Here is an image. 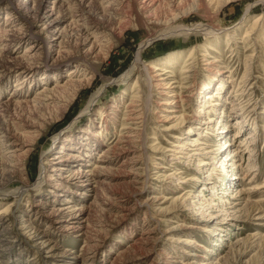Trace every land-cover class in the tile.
Listing matches in <instances>:
<instances>
[{
  "label": "rangeland",
  "instance_id": "rangeland-1",
  "mask_svg": "<svg viewBox=\"0 0 264 264\" xmlns=\"http://www.w3.org/2000/svg\"><path fill=\"white\" fill-rule=\"evenodd\" d=\"M24 1L0 0V31L16 26L6 18ZM29 1L23 14L34 29L3 35L10 44L0 52V101H18L17 92L31 99L44 87L52 99L13 103L0 115V156L9 154L7 130L26 145L16 148L0 189L30 186L0 195V209L14 202L0 228V264H264V18L245 37L264 16V0H218L210 12L177 0L178 25L219 27L177 35V25H167L169 0ZM41 3L55 4L66 42L61 65L58 45L47 58L33 43L44 28ZM86 27L97 31L95 45L83 44ZM32 43L39 54L30 58ZM150 63L170 70L158 76L161 87L148 84ZM76 67L83 81L66 83ZM213 90L220 94L212 102ZM109 144L115 152L97 191L66 183L75 168L101 163ZM61 153L70 154L68 164L53 171ZM70 202L85 209L80 220L89 214L87 232L54 222V209Z\"/></svg>",
  "mask_w": 264,
  "mask_h": 264
},
{
  "label": "bare ground",
  "instance_id": "bare-ground-1",
  "mask_svg": "<svg viewBox=\"0 0 264 264\" xmlns=\"http://www.w3.org/2000/svg\"><path fill=\"white\" fill-rule=\"evenodd\" d=\"M192 1L194 3L193 8H201V7H203V8H206L207 10H209V8H210L212 3H218V5L220 4V2H218V0H192ZM30 2L31 1H29V0H25L22 3L21 6H15L14 8H12L10 10L9 14L7 15V18H6L7 22L10 20V18L14 17V18H17L18 23L16 24L15 27L11 26L13 29L10 28V32H6V28H3L0 31V52L5 51V50L7 51L9 49V44H10V40L6 39L5 37H3V35L8 34V33H12L15 37H18V35L23 33L26 29H31V30L34 29V23L30 22L28 20V18H26V16H24V14H23L24 9H29L30 8V5H29ZM169 2L170 3H168V4H170V6L168 5V7L171 8V9H169V10H171L170 11L171 12V14H170L171 18L167 19V17H166L165 19H167V23H168L167 25H169V28H170V26L177 25V26L173 27V30H171L173 35L187 34L188 30H189V32H190V30H192L193 32L194 31H197V32L200 31V32H205L207 34H214V33H216L219 30V27H217L216 25H213V24L212 25L210 24V25H207V26L206 25H204V26L203 25H201V26L199 25V26H196V27H193V28L184 26L182 24L178 25L177 21L181 17H183V14H184V12H181V10H182L181 9V7H182L181 6V2H179L177 0H169ZM147 4H148V1L144 5H147ZM54 6H55V4L50 6V5H47V3H41V4H39V7L36 9V13L38 14L37 17H38V19H40L44 23V28L42 29V31L40 32L39 36L37 37L38 40H35V42H33V43L40 46L38 48L39 52L41 51V49H43L42 52L45 54V56L47 58L50 56L51 49L58 45L59 51L57 53L56 58L54 59V62H56V65H61L62 62H63V60H62L63 53L66 50V42L63 40L62 30L61 31L58 30V32H57V28L59 26L60 20L58 18H56V16L54 15V9H55ZM218 8L219 7H217V9ZM32 10H34V9H32ZM210 11L211 10H209V12ZM206 12H208V11H206ZM214 14H217V12L214 13ZM263 18H264L263 15H258V16L254 17L252 19V22L250 23V26L248 27V29H247V31L245 33V37L246 38L252 36V32L257 30L258 25L263 20ZM159 19H160V17H159ZM156 20H158V19H156ZM164 22H166V21L164 20L163 23ZM14 23H16V22H14ZM7 26H9V25L7 24ZM169 28H168V30L171 29V28L170 29ZM43 30H45V33H44ZM85 30H86V35L87 36H86V39L83 42V44L86 45V43H89V41H91V39H93L92 45L97 40L99 42V39H98L99 36L97 37L96 34H95V33H97V31L94 33V31H92V28H90V27L85 29ZM168 32H170V31H168ZM1 34H2V36H1ZM93 34H94V36H92ZM16 40H19V39H16ZM33 43L26 50L28 52L27 56H29L30 58L36 57L39 54V53H37L38 51L34 52V50L36 49V45H33ZM142 46H145V45H142ZM92 48H94V47L91 46L87 51L89 52ZM88 52L86 53L85 57H80V60H86V58H87L86 56H88L87 54H89ZM136 67L137 66H135L134 68L132 67L133 69L130 72H127L124 75V77L122 78V80H125L126 77H129L130 73L136 70ZM159 70H163L164 72L156 73V72H159ZM146 71H147V80H148V84H149L150 87H152V86L161 87L162 85H160V84H162V83L159 80L164 79V77L159 78L158 76L165 75V74H168L170 72V70H168V69L164 70V69H162V66L160 64H155V63L148 64L146 66ZM69 75L72 76V78L67 80L66 83H70V82H73V81L81 83L83 81L82 79H80L81 76H80L79 67L73 68L69 72ZM3 76H4V69L0 68V80L3 78ZM91 78H93V77H91ZM73 79H75V80H73ZM20 80H22V79L18 78L17 82L19 83V86H22V84H24V81H20ZM84 80L89 83L90 78H88V74L87 75L85 74ZM119 81H120V79H119ZM164 86H165V88H168V87L171 88L172 85H170V86L169 85H167V86L164 85ZM219 86L221 88L222 83H219ZM55 87L59 88V87H61V85H59V83L57 82ZM50 90H52V89L44 87L43 89L39 90V92L31 99H28V97L25 94H19L17 92L18 101H13L11 99L10 100H6V101H0V115H4L5 113H7L8 110H9V107L13 103L16 106H22L23 104H29V103H37L38 104V103H43L44 101H47V100H51L52 98L49 97L48 94H46ZM215 90H213L212 92L208 93V100L213 98L212 102L215 101L214 100L215 99L214 93L220 94L217 91L215 92ZM168 93H172L171 95H175L178 98L177 90L170 89L168 91ZM96 96H97V94H96ZM168 97H170V96H168ZM176 97H174L173 100H171L169 98H164L163 100H161L158 103V105H169V104L174 102V99ZM179 97H182V96L180 95ZM91 103H92V101L89 103V105H88L89 107H90ZM209 106H213V104H210ZM85 110H87V109H85ZM133 114L136 115V114H139V113L133 112ZM212 121L213 120H209V122H212ZM205 135L206 134H204V136ZM2 137H3L4 145H6L5 150H8L9 154L8 155L4 154V155L0 156V160H1L0 165L4 168V171L6 170V172H0V184L7 177V174L10 173L8 170H9V168L12 167L13 160L16 157V151H17L16 148L20 149L21 146H26V145H23V144L17 142V140H16L17 138H15V136L12 135L8 130L4 133V135ZM175 137H177V136H175ZM177 138L179 139V137H177ZM199 144H203V142H201ZM186 145H188V144H186ZM173 146L181 148L180 144H177V143H174ZM115 147H116L115 145L112 146L111 144H109L107 146V148L104 149V153L100 156V157H102V159H101L102 162L99 163V164L95 163L94 168H93V170H91V172H88V170L85 169L83 166L75 168L74 169L75 173L73 174L74 176L72 178L66 179L65 180L66 183H69V182L78 183L82 187H83V185L85 183H89L90 185H93L94 189H96V191H97L99 186L102 184L101 183L102 181H100L101 177L99 176L101 174L100 172H102L101 170H104V166H105L104 163L107 162V161L109 162V161L112 160L109 157V154L115 152L114 151ZM69 155L67 153H61V155L58 154V155L54 156V157H57V158H61L62 160H61V163H59V165H57L55 168H53V171H60V170L64 169L65 165L68 164L66 161H68V157L67 156H69ZM79 156H81V155H79ZM205 159L207 160V158H205ZM80 160H82V158H80ZM13 169H15V167ZM180 172L181 171H179V173ZM211 174H212V172L210 173V175ZM187 181H189V180H187ZM0 187H1V185H0ZM29 187L30 186L26 184V185H23V186H18L17 188L15 187L14 189L1 188L2 190L0 189V195H7L9 192L11 193V195H13V194L14 195H16V194L22 195L21 194L22 191L28 189ZM3 189H5V190H3ZM185 193H189V196H190L189 189H186ZM42 203L43 202H40V203H38V205H42ZM13 206H14V202L12 201V202H10L9 204H7L6 206H4L3 208L0 209V228L2 230H5V229H3V227L5 226L4 218H5L8 210H10ZM56 208L54 209L55 211L52 214L55 223H58L59 225H61V224H63V222H67L66 225L69 228H77V229H79L81 231L82 230H86V232L89 229V227L91 226L89 214L86 216V218H83V219L80 220V218H82L81 216L85 213V209L78 208L77 204H74L73 202H70V205H67L65 207H59L57 209ZM66 217H67V219H69L68 221H66V219H65ZM1 231H0V236L2 235ZM197 246L198 247L199 246L203 247V245H200V244H198ZM192 262H195V261L192 260Z\"/></svg>",
  "mask_w": 264,
  "mask_h": 264
}]
</instances>
